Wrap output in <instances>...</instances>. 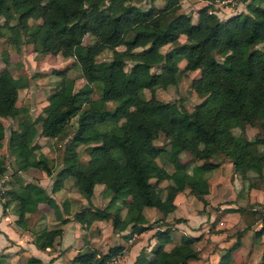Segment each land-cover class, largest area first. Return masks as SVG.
<instances>
[{"label":"trees","instance_id":"16d2710c","mask_svg":"<svg viewBox=\"0 0 264 264\" xmlns=\"http://www.w3.org/2000/svg\"><path fill=\"white\" fill-rule=\"evenodd\" d=\"M141 1L107 0L104 7V0H0V16L4 18L3 25L11 30L8 37L11 43L29 41L38 53L71 57L86 34L93 36V43L75 64L79 77L87 85H98L99 90L97 97H92V88L73 90L75 78L69 76V68H55L52 74L58 79L47 96L44 114L32 117L27 108L17 104L19 90L28 87L27 78L15 79L7 64L1 67L0 117L18 118L17 128L8 134V151L14 156L16 169L41 167L52 175L53 167L40 151L37 137L66 135L68 124L76 117L54 184L60 185L65 178L73 177L74 185L87 200L74 213L78 222L88 225L95 219L111 216L115 225L120 209L125 206L123 222L131 224L132 233L154 228L143 213L145 207H155L164 215L173 212L176 193L183 189L155 160L167 151L154 143L160 132L177 149L201 160L188 171L176 161V150L168 153L177 163V173L185 185L204 204V196L209 192L206 172L219 165L212 160L217 152L228 157L235 172L242 176L249 171L262 175L264 165V151L258 149V145H264V51L255 47L264 42V6H261L264 0H252L251 15L241 17L235 13L225 19L211 12V4L207 3L198 9L195 22L190 14L180 11L181 0H164L162 6L154 5L155 0H147L149 5L143 6ZM30 18L40 22L30 24ZM44 28L47 34L41 37L39 33ZM180 35H185L188 41L167 52L159 69L152 71V60L159 55L160 48L178 43ZM107 49L111 51L110 57L99 59L100 53ZM217 54H224L221 60ZM177 55H184L185 70L199 69L191 86L203 99L191 111L178 101L165 102L155 95L156 86L165 88L177 83L180 70ZM128 62L131 76L127 73ZM145 89L150 90L149 97ZM218 96L220 102L212 105ZM109 102L112 107L107 106ZM260 111L263 118L259 130L251 139L247 138L245 126L255 124ZM5 135L0 120V143ZM79 145H86L85 162L80 159ZM152 178L168 180L164 194L156 191ZM96 184H103L105 191L112 192L103 208L92 205ZM5 196L16 201L19 223L26 212L37 210L40 202L48 204L59 216L55 199L35 182L7 188ZM248 228L243 227L238 234ZM172 230L171 225L156 227L153 236L157 244L151 256L139 255L140 264H188L189 260L199 258L195 244L200 236L185 235L171 249L164 248L172 241ZM256 232L258 235L264 232V223ZM61 234L59 227L43 228L34 240L39 248L45 249ZM121 249L122 246L113 245L106 253L78 252L72 260L84 264L97 255L102 259L118 256ZM223 256L225 261L217 264H228L231 253L225 252ZM34 261L37 259L30 258L25 264ZM257 264H264V251Z\"/></svg>","mask_w":264,"mask_h":264},{"label":"rangeland","instance_id":"374dc122","mask_svg":"<svg viewBox=\"0 0 264 264\" xmlns=\"http://www.w3.org/2000/svg\"><path fill=\"white\" fill-rule=\"evenodd\" d=\"M235 2L236 3L232 8H228L223 4H219V2H217L216 0H212L211 2H208L207 0H181L180 11L190 14L192 16L193 22L198 19V9L203 5H206L207 3L211 4L210 9L216 12V15L220 19H225L226 17L235 13H240L241 17L252 14L250 9L252 0H235ZM140 4L143 6L149 5L147 0L141 1ZM163 4L164 0L154 1V5L156 6H162ZM103 6H107V0H104ZM261 6H264V4H262ZM28 22L30 24H34L40 22V19L35 20L33 18H30ZM3 23L4 18L0 16V68L6 66L7 64L13 78L17 79L19 76H25L27 78L28 87L19 90L17 103L18 105H22L23 107L27 108L32 117H35L38 114H44L43 107L47 103V96L54 88V82L58 79L56 75L52 74V70L55 68H69V76L75 78L73 90H77L79 88H92V97H97L99 95L98 85H87L86 81L83 78L79 77V67L77 64H75L76 59L80 55L85 54L87 47L93 43V36H91L90 34H86L83 38L82 43L75 46L74 54L71 57H63L61 54L53 53L42 54L36 52L33 49L32 43L29 41H25L22 43L9 42L8 37L11 35V30L7 26L3 25ZM46 34V28L42 29L39 33L41 37H44ZM187 41L188 39L185 37V35H180L178 43L166 44L162 46L160 48L159 55L152 60V71L159 69L162 62L164 61L167 52L172 51L173 49L179 47V45ZM255 47L259 52L264 51V42L257 44ZM118 48L121 49L123 48V46H119ZM110 55L111 51L107 49L100 53L98 57L99 59H106L109 58ZM223 55L224 54H217V58L221 60ZM175 60L180 69L177 76V83L174 85H169L165 88L156 86L154 88L155 95L160 100L165 102L178 101L183 105L185 109L191 111L194 108L195 104L203 99V97L201 95H198L191 86L192 79L199 75V69L192 71L185 70L184 55H177L175 57ZM130 66L131 63L128 62L126 68L129 76L132 75ZM144 93L146 97H149L151 95L149 89H145ZM220 100V96L216 97L212 105H216L220 102ZM107 106L112 107L113 103L109 102L107 103ZM262 118L263 114L260 111L256 123L253 125L245 126L244 132L247 138L251 139L254 134H256V132L259 130V121H261ZM3 123L6 135L0 143V175L5 177L6 186L8 189H11L13 187H19L20 183L22 184L34 180V177H32L33 173L30 174L28 172H24L23 170L16 169L14 156L10 155L8 151V134L12 128H17L18 118L6 117L3 120ZM120 123L123 124L124 120H121ZM75 126L76 117H73L67 126L68 132L66 133V135L64 134L62 137L54 138L45 136L37 137V142L41 144L40 151H42L49 158L50 164L53 167L52 175H48L50 176L49 181L52 184L54 183L56 171L62 166L63 163V150L65 142L71 137ZM237 132L239 131L237 130ZM191 134L192 132L190 131L189 135ZM154 143L167 149L166 153H161L155 158L156 162L171 173V176L174 177L173 179L178 185H183V189L181 191L182 193H184L185 190L189 191L179 196L177 205L178 207L180 205V207L176 211L170 213V215L181 214V216L178 217L189 216L188 218H186L185 222H187V220H190L191 218L190 221L191 225L193 226L192 230L194 231H201V229L205 227V230L200 234V240L195 244L200 256L196 260H190L188 264H217L221 260L225 261L223 256L225 252L231 253V258L228 261V264H257L261 258L262 252L264 251V232L261 235H258L256 232L257 230L262 228V225L264 223V165L262 175H257L256 173L249 171L247 173V176H242L238 172H235L228 157H226L223 153L217 152L212 160L218 162L219 165L211 171L206 172V176L209 178V192L208 194H206V196L208 195L207 199L209 201H212L213 204H211L207 199H205L206 204H204V202L199 201L200 199L192 192V190L187 185H185L183 177L177 173V163L175 161H172L168 157V153L173 152V150L177 149V146L172 145L162 132H160L157 138L154 139ZM77 149L80 154V159L85 162L88 159L86 145H79ZM258 149L264 151V145H258ZM176 151L179 152L180 149ZM180 153V159L182 161L185 157H189V159L191 157L189 152H187L186 150L181 151ZM181 160H178V162ZM186 161L187 163H189L190 160L187 159ZM183 164L185 163L181 162L180 165H182L184 169L189 171L191 170L192 166L189 165L187 167ZM179 168L183 169L181 167ZM26 170H32V172L38 173V170L42 171L43 169H41V167H29ZM154 180L155 178L151 179V181ZM64 181H66L67 190L71 192L76 191L73 177L69 176L65 178ZM166 183L167 180H155L154 184L156 186V191L160 194H164V184ZM95 188L98 198L102 197V195L106 196L103 184H96ZM250 188H253L256 191V195H254L253 201H250L248 199L249 196L247 195V192L250 190ZM108 194L110 198L112 192L109 191ZM231 201H234L233 204H231L234 205L232 206L231 210H229L230 208L222 209V205H225L224 203H231ZM3 202L4 201H2L1 204L4 207ZM92 205L94 207H97L93 203ZM82 206H84V204H80L79 206L76 205V207L79 209L82 208ZM123 212H125L126 214L125 206L120 209L118 220L121 221L113 226V234L116 232L118 227H120L122 221L125 218V214L123 216ZM203 212L207 214H205L204 220L200 221V214H202ZM227 212H230L229 218L226 217V219L228 220L220 218L221 214H226ZM209 214L212 215L210 216ZM15 215L18 217V214ZM147 216V220L149 222H153L154 228L152 230H148L149 232L146 233H151V231H154L157 226H164V218L167 217H160L157 214L155 215L154 213L150 212L147 213ZM175 218L177 217L174 216V218H172L167 224L171 225L172 227L176 223L174 221ZM72 220L75 219L73 218ZM128 224L130 225V223ZM128 224H125V226ZM52 226H55V224L48 223L46 225V227ZM245 226H248L249 228L245 231V234L243 232L241 235H239L238 231ZM107 227H109L108 224ZM23 228L24 226H22V229ZM100 229L101 228H99L98 226L96 228H89V226L87 228H83V240L85 242L86 248L97 249V251L101 253L102 251L98 249L101 247L100 243L103 245V249L106 250L111 245L124 243V241L119 239V237L111 239L112 236H115L112 235L111 232H109L110 235L108 237L104 238V240L100 243L98 241L96 247L93 246V243L90 242L91 240L87 237L94 236L95 234H98V236L101 237L99 235ZM177 232V228H173V240L176 239V236L178 235ZM148 235L145 234L141 238L143 247L142 249L136 251V260H134L132 264L139 263L138 257L141 254L145 255L144 251L149 252V250H147L149 243L145 244L146 240L148 241L150 239V236ZM240 237H242V239ZM105 239L108 242L105 241ZM1 256H3V254L0 255V258ZM118 258L119 264H121V257L119 255ZM22 260L18 263L25 264L28 262L27 260ZM13 261L16 262L17 258L13 257L11 259V262ZM127 261L129 263V260ZM30 264L35 263L31 262ZM71 264L75 263L72 262Z\"/></svg>","mask_w":264,"mask_h":264},{"label":"crops","instance_id":"0c3cea01","mask_svg":"<svg viewBox=\"0 0 264 264\" xmlns=\"http://www.w3.org/2000/svg\"><path fill=\"white\" fill-rule=\"evenodd\" d=\"M4 119H5V117H0V120L2 122ZM175 150H178V149H175ZM181 151H185V150L180 149L179 152L176 151V153H177L176 161L177 162H178V160H181L180 159V155H181L180 152ZM187 159L190 160L189 163H187V161H186ZM179 162L180 163L184 162L185 165L188 167L189 165L193 166L196 163H200L201 160L195 161L194 157L191 156L190 159H189V157H185L183 159V161L181 160ZM26 169H20V170H23L24 172H28L30 174L33 173L32 177H34V180H32L31 182H35L37 184H40L42 187L45 188L47 193L55 199V201L58 204L59 216L57 217L55 215L53 208L50 207L48 204H46L45 202H40L38 204V209L35 211H32V212H26L24 215V219L22 220V222L19 223V222H17L18 217L15 215L16 214L15 209L17 206L16 201L15 200H9L10 199L9 196H5V198L3 200L4 201L3 202L4 207L0 203V255L3 254V256H1V258H0L1 264H19L18 262L21 261L22 259L25 261L26 260L28 261L30 258H36L37 259V261H34L35 264H71L72 262L76 264V262H74L72 259L78 252H85V251H91V250L97 251V249H88L85 247V242L83 240V234H84L83 228L84 227L87 228L88 226H89V228H92V227L96 228L97 226L99 228H101L100 232H99V235L101 237H99L98 234H95L94 236H88L87 237L91 240L90 242H92L93 243L92 245L95 247H96V244L98 241L100 243L101 241L104 240V238H106L110 235L109 232H111L112 235L115 236V237L112 236L111 239L119 237V239L124 241V243L115 244V245L122 246L121 253L118 254L121 257V259H120L121 264L122 263L123 264H132V262L134 260H136V258H135L136 251L142 249L143 243H142L141 238L145 234L146 235L149 234L148 236H150V239L148 241L146 240V242H145V244L149 243V246L147 247V250H149V252L144 251V253L146 256H151V254H152V252H153V250L157 244V240L153 236V233L155 230L151 231V233H146V232H149L148 230H152L153 228L145 230L141 233H132L131 229H130L131 224L129 225L127 223L128 225L125 226L124 222L122 221V224L120 225V227H118L116 232L113 234V226L114 225H113V221H112L111 216L108 217L107 219H95L88 225L82 224L74 218V213L79 210V208H77L76 205H78V206L80 204L85 205L87 200L85 199V197L82 195L80 190L75 185L74 186L76 187V191L71 192V191L66 189V185H67L66 181H63L62 184H60V185H57V184L55 185L54 183L52 184L49 181L50 176H48L43 170L42 171L38 170L37 171L38 173H35V172H32V170H26ZM172 178H174V177L172 176ZM236 178H238V177H236ZM165 180H167V179H165ZM236 180H238V179H236ZM154 181H152V182L154 183ZM26 183L27 182L22 183V184L20 183L19 186L26 184ZM167 183H168V180H167ZM166 184H164V185H166ZM181 191L176 193V196L174 199V201L176 203V208L174 211H176L180 207V205H179V207L177 205V200H178L179 196L183 195L185 192H189V191L185 190V192L182 193ZM104 192L106 193V194L104 193L106 196L102 195V197L98 198L96 188L94 187V192H93V195L91 197V201L95 206H97L99 208H103L108 203V201L110 199L108 192L107 191H104ZM255 192L256 191L253 188H250V190L247 192V195L249 196L248 199L250 201L254 200V195H256ZM207 196L206 195L204 196L205 199H207ZM59 200H61V201H59ZM103 201H104V203H103ZM199 201H202V200L200 199ZM99 202H101V203H99ZM209 202L211 204H213L212 201H209ZM233 202L234 201H231V203H228V202L224 203L225 205H222V209L230 208L229 210H231L232 206H234V205H231V204H233ZM46 206H48V207H46ZM13 207H14V209H13ZM123 207L124 206H122V208ZM10 209H12V210H10ZM148 212L154 213L155 215L157 214L160 217L167 216L164 218L165 223H164V226H162L161 228L166 227L168 225L167 223L170 222V220L172 218H174V216L175 217L181 216V214L180 215H170V213H172V212L168 213V215L167 214L164 215L162 212H160L155 207H145L143 209V213L145 214L146 218H148V216H147ZM124 214H125V212H123V216H124ZM205 214H207V213L203 212L202 214H200L201 215L200 221L204 220ZM209 215L211 216L212 214H209ZM229 216H230V212H227L226 214H221L220 218L228 220V219H226V217L229 218ZM188 217L189 216L184 217V218L186 219ZM73 218L75 220H72ZM190 220H191V218H190ZM190 220H187V222H185V221L176 222L172 226L173 228H177L178 235L176 236L175 240H173V235H172V241L166 243L164 246V248L166 250L171 249V247L174 246L176 243H178L183 236H185V235L200 236L201 232H203L205 230V227H203L201 229V231L192 230L193 226L191 225ZM119 221H121V220H117L116 223H118ZM48 223L55 224V226L46 227V225ZM107 224L109 225V227H107ZM22 226H24L23 229H22ZM55 227L61 228L62 234L55 238V240L51 246H48L45 249L39 248L38 245L36 244L35 240H34L36 233L40 229H43V228L50 229V228H55ZM244 234H245V232H244ZM240 238L242 239V237H240ZM105 241H107V240L105 239ZM100 246L101 247L98 249H100L102 251L101 253H106L109 249V248L107 250L103 249V245L101 243H100ZM111 246H113V245H111ZM82 249H86V250H82ZM13 257L17 258L16 262H14V261L11 262V259ZM127 260H129V263Z\"/></svg>","mask_w":264,"mask_h":264},{"label":"built area","instance_id":"2783aa9c","mask_svg":"<svg viewBox=\"0 0 264 264\" xmlns=\"http://www.w3.org/2000/svg\"><path fill=\"white\" fill-rule=\"evenodd\" d=\"M219 4H223L225 7L232 8L236 3L235 0H216ZM211 12L215 13L213 10L210 9ZM7 189L5 177L0 175V203L5 198V191ZM84 264H119L118 256H111L109 258L102 259L98 255L95 256L92 260H88L84 262Z\"/></svg>","mask_w":264,"mask_h":264}]
</instances>
